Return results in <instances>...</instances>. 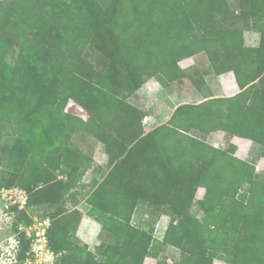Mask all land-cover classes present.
I'll use <instances>...</instances> for the list:
<instances>
[{"label": "trees", "instance_id": "16d2710c", "mask_svg": "<svg viewBox=\"0 0 264 264\" xmlns=\"http://www.w3.org/2000/svg\"><path fill=\"white\" fill-rule=\"evenodd\" d=\"M199 53L237 92L180 102L146 130L130 98L150 78L181 83L178 61ZM215 131L264 158V0H0V190L25 194L5 207L16 261L32 255L19 228L37 217L53 264H264V173L233 143H208ZM90 168L100 177L80 196ZM137 209L168 216L160 240L132 223ZM87 219L100 228L91 246L76 238Z\"/></svg>", "mask_w": 264, "mask_h": 264}, {"label": "rangeland", "instance_id": "374dc122", "mask_svg": "<svg viewBox=\"0 0 264 264\" xmlns=\"http://www.w3.org/2000/svg\"><path fill=\"white\" fill-rule=\"evenodd\" d=\"M245 41L247 44H254L256 36L249 31L245 32ZM178 65L185 70L188 75L182 79L181 83H174L168 90L163 89L155 78L148 79L142 86L139 93H135L130 100L141 104L149 114L143 118V123L146 130L155 127L159 124L165 123L174 107L180 102H199L204 99V96H230L237 92L233 75L226 73L223 75H214L208 67L207 58L204 53H199L194 56L183 57L178 61ZM74 113L85 118V114L80 106L70 103L68 105ZM211 138L206 137V141L215 147L227 149L230 143L236 144L235 155L240 159L253 162L255 171L257 173H264V158L252 159L249 155V143L244 144L242 141L236 139V136H230L222 131H215L210 133ZM5 140L4 135H0V159L2 155V144ZM242 142V143H241ZM244 144V145H242ZM94 165H104L105 156L102 154L98 146L94 147L92 154ZM93 165V166H94ZM94 168V167H93ZM90 168L82 177L81 183L85 186L80 189V196L89 190L90 184L93 179H99L100 173L96 169ZM2 192V191H1ZM0 192V264H53L55 257L50 255V252L44 249L38 254H32L23 262H18L13 258V247L15 246V239L12 235L10 222L11 217L5 212V207L13 203L15 200L21 207L24 205L25 194L21 189H13L3 196ZM204 188L200 187L197 190V197H202ZM77 207L84 213L88 205L84 200H81ZM29 211V210H28ZM198 216L201 218L202 213L199 212ZM168 221V216H161L158 220L154 221L150 216L144 213L141 209H137L132 217V223L139 225L146 230H150L153 234L154 240L161 239ZM24 226H20L19 230H23ZM36 227L26 228L27 232L31 233L36 231ZM100 228L99 226L87 219L83 222L78 229L76 238L80 242L88 243L90 246L99 240ZM104 236H101L103 239ZM166 254L171 259L178 256L175 249H169ZM155 259L147 257L144 264H154ZM215 264H222L215 261Z\"/></svg>", "mask_w": 264, "mask_h": 264}, {"label": "built area", "instance_id": "2783aa9c", "mask_svg": "<svg viewBox=\"0 0 264 264\" xmlns=\"http://www.w3.org/2000/svg\"><path fill=\"white\" fill-rule=\"evenodd\" d=\"M13 189L16 188H12V189H1L0 192L3 196L6 195L7 192L12 191ZM13 203H16V201L14 200ZM49 224V220L48 219H39L37 217H34V220L32 222V224L28 227H24V231L25 234L28 238L32 239L31 242V252L32 254H38V252L43 251L44 249H46L47 251V243H46V235H45V229ZM32 226H35L37 229L34 232H27L26 228H31ZM50 252V251H49ZM50 255H52V253L50 252Z\"/></svg>", "mask_w": 264, "mask_h": 264}, {"label": "crops", "instance_id": "0c3cea01", "mask_svg": "<svg viewBox=\"0 0 264 264\" xmlns=\"http://www.w3.org/2000/svg\"><path fill=\"white\" fill-rule=\"evenodd\" d=\"M232 74V73H231ZM233 75V74H232ZM233 79H234V77H233ZM168 90V89H167ZM185 102V101H184ZM207 138H211V135H208V137ZM236 139H238L239 141H242L244 144H248L247 142H250V140H248V139H244V138H239V137H236ZM241 142V143H242ZM234 144H236V142L234 141ZM244 144H242V145H244ZM251 145V142L249 143V145L248 146H250Z\"/></svg>", "mask_w": 264, "mask_h": 264}]
</instances>
